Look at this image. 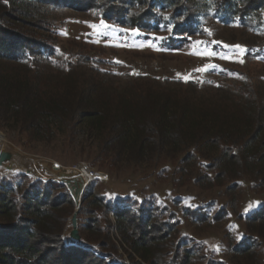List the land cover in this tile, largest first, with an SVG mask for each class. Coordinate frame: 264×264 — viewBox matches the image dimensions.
Instances as JSON below:
<instances>
[{
	"label": "trees",
	"instance_id": "obj_1",
	"mask_svg": "<svg viewBox=\"0 0 264 264\" xmlns=\"http://www.w3.org/2000/svg\"><path fill=\"white\" fill-rule=\"evenodd\" d=\"M62 7L91 11L99 21L131 27L144 38L154 33L159 50L174 52L205 35L202 19L209 13L224 25L264 36V0H0L1 127L19 126L33 141L49 140L66 125L89 129L85 145H96L98 150L104 145L110 163L150 165L149 159L159 166L160 161L178 157L183 166L195 167L192 174L197 171L214 185L230 184L231 189L250 185L262 193V203L240 217L247 230L241 239L225 235L227 242L233 241L226 254L237 263L263 260L264 93L245 74L228 70L226 76L217 73L219 82L211 78L205 83L218 97L190 100L164 88L183 82L161 83L154 77L153 86L147 87L148 73L111 74L104 62L83 52H58L56 22L48 15ZM159 32L167 36L160 37ZM115 77L125 82L114 86ZM186 84L199 86L194 81ZM194 104H198L195 110ZM215 171L212 179L208 172ZM16 174L0 187V264L123 261L107 227L85 224L83 231L79 228L80 241L69 237L66 245L60 234L73 197L56 194L58 186L51 181L43 185L27 174ZM91 195L95 205L110 210L91 192L87 197ZM155 210L124 207L113 213L116 241L128 264H233L215 257L203 240L179 239L180 219L210 225L222 221L224 208L212 218L210 214L200 218L197 210L180 206V219L178 211ZM100 236L104 241L98 242ZM87 244H93L96 252L85 248Z\"/></svg>",
	"mask_w": 264,
	"mask_h": 264
},
{
	"label": "rangeland",
	"instance_id": "obj_2",
	"mask_svg": "<svg viewBox=\"0 0 264 264\" xmlns=\"http://www.w3.org/2000/svg\"><path fill=\"white\" fill-rule=\"evenodd\" d=\"M213 14L209 13L202 19L205 24V35L196 36L191 39L188 48L174 52L159 50V45L152 39L154 33H148L149 37L144 38V33L132 30L131 27L120 25L114 27L110 23L99 21L91 11L62 7L48 15V20L56 22L54 43L60 48L58 52L63 53L64 50L83 52L89 55V58L95 57L98 61L104 62L105 69L112 71L111 74L137 76L148 73L151 83L145 81L144 86H153L154 77L161 83L165 80L180 81L185 84H170L171 86L164 88H168L166 91L170 93L176 92L190 100L192 97L200 100L214 99L218 94L209 84H205L206 81L213 78L219 82L221 77L217 73L223 76L225 72L232 70L248 76L257 87V91L264 93V36L251 35L242 28L224 25L218 18H214ZM158 36L164 37L167 33L159 32ZM235 45H240L245 50L241 53L233 47ZM207 65L214 67L200 70ZM120 80L122 78L115 77L111 83L118 86ZM188 81H194L199 86L194 89L186 84ZM124 82L122 80V83ZM137 82L139 80L132 84L135 85ZM225 83L233 87V82ZM197 105H193V110ZM87 131L89 129L76 130L66 125L63 131L56 133L49 140L33 141L25 136L26 130L19 126L12 129L0 125L2 140L0 151L5 152L0 163V187L4 182H11L16 178V173H24L29 175L32 181L37 180L43 185L51 181L58 186L56 194L67 192L71 195L69 187L58 176H62L63 180L69 178L78 180L83 187L79 198L80 209L77 211L78 233L83 231L85 224L88 223L96 229L100 228L97 225L103 229L107 227L115 241L111 240L117 245L115 252L122 256L123 261H116L117 264H128L130 260L120 247V242L116 241L119 240V236L115 231L114 212L124 207L153 212L156 211L155 208H167L173 212L178 211L176 216L179 218L180 206H186L197 210L200 218L207 217V214L212 218L224 208L226 215L222 221L210 225L179 218V239L203 240L204 245L215 257L225 258L229 263L264 264V254L261 255L263 260L258 258V261H254L255 259L251 258L239 263L226 254L227 246L247 233L246 224L240 217L246 216L262 203L263 197L259 190H252L250 185L245 184L233 189L230 188V184L214 185L209 180L202 179L201 174H196L197 171L192 174L195 167L183 166L184 163L178 157H175L174 161H160L159 166L153 165L149 159L146 160V164L148 162L150 165L110 163L111 159L103 151L104 145L99 150L96 145H85L89 141ZM30 159H35V163L30 162ZM197 159L198 156L195 161H198ZM55 164L59 167H54ZM22 167L27 169H21ZM180 168L185 172L190 170L191 173L182 174ZM217 173L218 171L208 172L212 179ZM90 192L102 199L110 210L95 205V201H92L93 196L87 197ZM75 208L74 202L71 209H67L60 234L66 245L69 243L71 231V214ZM225 235L229 238L231 236L234 240L227 242L229 238ZM98 240L102 242L104 238L100 236ZM91 245L93 244H87L85 248L89 250L92 248V251L96 252V248Z\"/></svg>",
	"mask_w": 264,
	"mask_h": 264
},
{
	"label": "water",
	"instance_id": "obj_3",
	"mask_svg": "<svg viewBox=\"0 0 264 264\" xmlns=\"http://www.w3.org/2000/svg\"><path fill=\"white\" fill-rule=\"evenodd\" d=\"M4 156H5V152H0V163L4 159ZM54 167H56V165ZM44 171L47 172L45 168ZM58 178L61 179V181H63L64 184H66L69 187L70 194L72 195L76 205V208L71 216V231L69 233V237L71 238V240L75 242H79L80 236L77 229V211L79 208V198L83 191V187L82 184L78 182V180L70 179V178L63 180V177L60 175L58 176Z\"/></svg>",
	"mask_w": 264,
	"mask_h": 264
},
{
	"label": "snow or ice",
	"instance_id": "obj_4",
	"mask_svg": "<svg viewBox=\"0 0 264 264\" xmlns=\"http://www.w3.org/2000/svg\"><path fill=\"white\" fill-rule=\"evenodd\" d=\"M5 3H7V0H5ZM102 24H103V22H102ZM104 26H106V25H104ZM233 47L237 48L241 53L245 50V49H243L240 45H235V46H233ZM210 54H211V53H210ZM240 62L242 63L243 61L241 60ZM208 67H214V65H207V66H205L204 69H200V70H201V71L206 70ZM186 79H187V77H186Z\"/></svg>",
	"mask_w": 264,
	"mask_h": 264
},
{
	"label": "built area",
	"instance_id": "obj_5",
	"mask_svg": "<svg viewBox=\"0 0 264 264\" xmlns=\"http://www.w3.org/2000/svg\"><path fill=\"white\" fill-rule=\"evenodd\" d=\"M0 142H2V140H0ZM1 152V151H0ZM35 159H30V162H32V163H35V161H34ZM57 167H59L57 164H55ZM22 169V168H21ZM23 169H27V168H23ZM26 171V170H25Z\"/></svg>",
	"mask_w": 264,
	"mask_h": 264
},
{
	"label": "crops",
	"instance_id": "obj_6",
	"mask_svg": "<svg viewBox=\"0 0 264 264\" xmlns=\"http://www.w3.org/2000/svg\"><path fill=\"white\" fill-rule=\"evenodd\" d=\"M20 164H22L21 162H20ZM18 166H19V164H18ZM24 167H22V169H23Z\"/></svg>",
	"mask_w": 264,
	"mask_h": 264
},
{
	"label": "bare ground",
	"instance_id": "obj_7",
	"mask_svg": "<svg viewBox=\"0 0 264 264\" xmlns=\"http://www.w3.org/2000/svg\"><path fill=\"white\" fill-rule=\"evenodd\" d=\"M76 180V179H75Z\"/></svg>",
	"mask_w": 264,
	"mask_h": 264
}]
</instances>
